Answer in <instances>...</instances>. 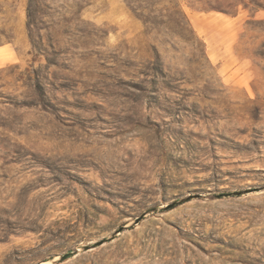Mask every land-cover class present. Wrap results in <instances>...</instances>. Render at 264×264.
<instances>
[{
	"label": "rangeland",
	"instance_id": "obj_1",
	"mask_svg": "<svg viewBox=\"0 0 264 264\" xmlns=\"http://www.w3.org/2000/svg\"><path fill=\"white\" fill-rule=\"evenodd\" d=\"M28 2L0 1V264L166 206L56 264H264V9L43 0L40 56Z\"/></svg>",
	"mask_w": 264,
	"mask_h": 264
},
{
	"label": "trees",
	"instance_id": "obj_2",
	"mask_svg": "<svg viewBox=\"0 0 264 264\" xmlns=\"http://www.w3.org/2000/svg\"><path fill=\"white\" fill-rule=\"evenodd\" d=\"M43 0H29L28 2V27H29V31H30V40L33 46L34 51L39 54L40 56H44V52H46V50L44 48H42V43H38L34 37H33V31L34 30H38V22H39V15L42 12V2ZM242 5L244 6V8H248L249 6H253L254 9L256 11L260 10V9H264V5L261 2H257L256 0H249L250 3L246 4L244 2V0H241ZM237 6H239V4H237ZM236 6V7H237ZM221 9L222 12L229 14V15H233L236 14L238 12V9L234 12V9L231 8L230 6L226 7V8H219ZM253 18L247 20L246 25L248 26H252L254 25L255 21L252 20Z\"/></svg>",
	"mask_w": 264,
	"mask_h": 264
},
{
	"label": "water",
	"instance_id": "obj_3",
	"mask_svg": "<svg viewBox=\"0 0 264 264\" xmlns=\"http://www.w3.org/2000/svg\"><path fill=\"white\" fill-rule=\"evenodd\" d=\"M170 206H166V207H160V208H153L147 212H145L143 215H141L140 217H138L132 224H129V225H125L121 228H119V230H117L112 236H110L109 238L101 241V242H98V243H95L93 245H87V246H83L81 248H78L74 251H70L68 252L67 254H64V255H58V256H55L53 258H50V259H47V260H44V261H41L37 264H41V263H48V264H56V263H61V262H64L65 260H67L68 258H70L71 256L73 255H77L79 254L80 252H85V251H88V250H91L93 248H96L100 245H102L103 243L105 242H108V241H111L113 239L116 238V236H118L122 231L138 224L144 217L150 215V214H153V213H156V212H159L161 211V209H166V208H169Z\"/></svg>",
	"mask_w": 264,
	"mask_h": 264
},
{
	"label": "crops",
	"instance_id": "obj_4",
	"mask_svg": "<svg viewBox=\"0 0 264 264\" xmlns=\"http://www.w3.org/2000/svg\"><path fill=\"white\" fill-rule=\"evenodd\" d=\"M0 1H6V0H0ZM7 1H13L16 2L17 4H20L23 6L26 0H7ZM22 20L20 18L21 23ZM18 56L14 49L10 46V44H0V67L8 64L9 62L17 60Z\"/></svg>",
	"mask_w": 264,
	"mask_h": 264
},
{
	"label": "bare ground",
	"instance_id": "obj_5",
	"mask_svg": "<svg viewBox=\"0 0 264 264\" xmlns=\"http://www.w3.org/2000/svg\"><path fill=\"white\" fill-rule=\"evenodd\" d=\"M41 264H48V263H41Z\"/></svg>",
	"mask_w": 264,
	"mask_h": 264
}]
</instances>
